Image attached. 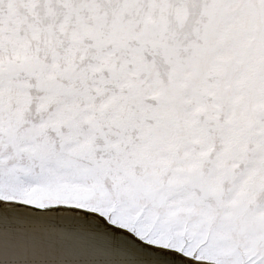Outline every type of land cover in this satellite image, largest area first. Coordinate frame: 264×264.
I'll use <instances>...</instances> for the list:
<instances>
[{
  "label": "snow or ice",
  "instance_id": "snow-or-ice-1",
  "mask_svg": "<svg viewBox=\"0 0 264 264\" xmlns=\"http://www.w3.org/2000/svg\"><path fill=\"white\" fill-rule=\"evenodd\" d=\"M0 264H264V0H0Z\"/></svg>",
  "mask_w": 264,
  "mask_h": 264
}]
</instances>
